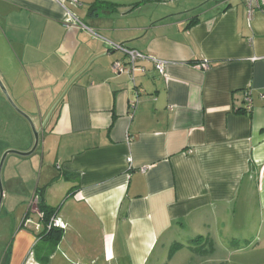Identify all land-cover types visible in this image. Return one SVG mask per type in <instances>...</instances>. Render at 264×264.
Returning <instances> with one entry per match:
<instances>
[{"label":"crops","instance_id":"obj_1","mask_svg":"<svg viewBox=\"0 0 264 264\" xmlns=\"http://www.w3.org/2000/svg\"><path fill=\"white\" fill-rule=\"evenodd\" d=\"M78 1L0 0V80L36 128L48 117L28 163L45 167L41 199L63 225L56 247L33 249L38 185L17 199L12 172L27 156L7 155L0 264H70L58 252L75 264H191L203 239L223 238L219 264H264V7L249 17L244 0H125L89 12L95 0ZM65 10L87 28L65 26ZM110 43L165 60V75L151 59L115 72L129 58ZM7 101L0 91V157L33 143Z\"/></svg>","mask_w":264,"mask_h":264},{"label":"rangeland","instance_id":"obj_2","mask_svg":"<svg viewBox=\"0 0 264 264\" xmlns=\"http://www.w3.org/2000/svg\"><path fill=\"white\" fill-rule=\"evenodd\" d=\"M113 2H116V3L119 4V6H116V11L119 12L120 7L123 6V5H120V4H123L126 1L125 0H114ZM29 129L31 130L30 126H29ZM31 134H32V131H31ZM13 150H15V149H13ZM29 157H33V156L30 155V156L23 157V158L19 157L21 160L19 162H17V164L15 165L14 172H12L13 170L11 171L12 173H14L17 176H19L18 177L19 180L16 183V187H14L17 190V193H16L18 195V197L16 196L17 199L19 198V195H21V193H25L26 194L27 191L31 192V194L29 196V198H31L32 192H33V190L35 188L34 186L38 185V187H40L42 185V182H43L44 177H45V174H44V173H46L45 167L42 170L41 169V162H39V161H35L36 163L34 165L31 164V163H28L32 159V158H29ZM31 161H33V159ZM1 175H2V171H1ZM1 182H2V176H1ZM2 189H3V197H4V185H3V182H2ZM11 199H12V196H11ZM12 200L15 201L16 199L13 198ZM26 200L29 201L28 199H26ZM33 208H35V207H33ZM13 222H14V220L11 217V224H10L11 225V236H10V238L13 236L14 232L16 231V229H14V225H13L14 223ZM18 224H20L19 221L17 222L16 225L19 226ZM28 227L31 229L30 226H28ZM33 228H34V226H33ZM6 230L9 231L8 227H7ZM226 240L227 239L223 238V239L219 240L215 244V246L214 245L211 246V245H208V244L205 245V242H203L204 241V239H203L201 245L196 246L197 250H198L197 247H200L203 251L202 252H196L195 251V253H194V250H193L192 254H190L191 252H185V253L190 254L188 256L187 261L191 262V264H202L203 260H205V262H207L205 264H219L218 261L214 260L215 258H211V257H216L217 256V257H219L221 259L227 258L228 253H226V252H227L228 248H226V247H228V244H227ZM7 243H8V239H6V238H4L2 241H0V248H1L0 249V261H1L2 257H3V254H4V252H3L4 250L3 249H5V246H6ZM213 249H215L214 253L211 251ZM97 250L98 251H96V253H94L92 255L93 256L92 259L94 260L93 261L94 263L99 260V257L103 256V252L100 251V248H98ZM73 258H75L74 253L72 254V259H71L67 255H64V254L58 252L56 260H58V261L59 260L60 261L64 260L66 262H69L70 264H75L76 261Z\"/></svg>","mask_w":264,"mask_h":264},{"label":"built area","instance_id":"obj_3","mask_svg":"<svg viewBox=\"0 0 264 264\" xmlns=\"http://www.w3.org/2000/svg\"><path fill=\"white\" fill-rule=\"evenodd\" d=\"M57 1L59 3H63L65 1H68L71 4H77L79 1L78 0H54ZM247 11H248V15L249 17L252 15L253 11L255 10V8L257 9H263L264 7V0H244ZM65 15H64V22H65V26L67 27H82V28H87L86 25H84V23H82L81 21H79L75 16H73L71 13H69V11L65 10ZM111 47L113 49H117V50H121L123 51L125 54H127L128 56V60H129V65L128 66H124L123 64L116 62L113 65V69L115 72H122V71H127V72H132L135 69V62L138 59H151L153 61L154 64V68L156 69V71L159 72V74L161 75H165V69H166V65L167 62L163 59H159L157 57H153V56H149V55H144L136 50H132V49H127L124 48L123 45L120 44H115V43H110ZM208 63L207 61H203L200 64V67L202 69H206L208 68ZM243 100L245 102V111L248 113L250 108H251V92L249 90H245L243 91ZM261 98L264 99V92L261 93ZM131 106H133V103H131ZM37 196L33 195L32 198L30 199V207H34L36 201H37ZM39 216L41 217V215L39 214ZM59 221H57V219L55 218H51V220L48 222L47 228L50 229L51 227H60L62 228L63 225L58 223ZM36 228H39V225L36 224Z\"/></svg>","mask_w":264,"mask_h":264},{"label":"trees","instance_id":"obj_4","mask_svg":"<svg viewBox=\"0 0 264 264\" xmlns=\"http://www.w3.org/2000/svg\"><path fill=\"white\" fill-rule=\"evenodd\" d=\"M117 4L111 3L108 1L104 0H95L92 2L89 6V12L96 11L97 9L101 7L105 8H113L116 7ZM65 174V173H64ZM65 176H69L65 174ZM35 196H37V201L34 205L36 208V211L40 213L41 217V224H42V230L39 233V240L37 242L38 245H36L33 249L38 253L39 248H41L40 245L46 246V248L49 246V248L56 247L57 244H59L61 238H62V229L60 227H51L50 229L47 228L48 222L51 220L52 216L54 215V210L53 208L47 206L44 202L42 196H43V188L37 187L36 191L34 193ZM201 237H197V240H200ZM208 245L212 246L211 242H208ZM181 245L179 243L173 244L169 250V255L175 252L176 249H178ZM198 250L195 248L194 252H202L203 250L200 247H197ZM168 255V256H169ZM223 264V263H221Z\"/></svg>","mask_w":264,"mask_h":264},{"label":"water","instance_id":"obj_5","mask_svg":"<svg viewBox=\"0 0 264 264\" xmlns=\"http://www.w3.org/2000/svg\"><path fill=\"white\" fill-rule=\"evenodd\" d=\"M4 88L5 87H4L3 83L0 80V91L3 93V95L8 100L7 102H9V104L16 111V113L21 115L27 121V123L29 124L28 126H30L31 131H32V135H33V137H32L33 138V143H32L31 148L29 150H27V151H16V150H13V149H8L5 152H3V154L0 157V175H1L2 167H3L2 163H4V160H5L7 155L15 154V155H18V156H29L35 151V149L37 148L38 143H39V138H38L39 134H40L41 130L43 129L44 124L48 120V117H46V119H44V123L41 125V127L36 128V126L34 125L35 123L33 122L32 118L29 115L25 114V112H23L21 109H19L15 105V103L12 102V99L10 98L9 94L7 93V91ZM2 198H3V189H2V182H1V176H0V205H1V202H2L1 201Z\"/></svg>","mask_w":264,"mask_h":264}]
</instances>
